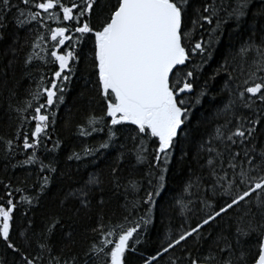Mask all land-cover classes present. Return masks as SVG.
<instances>
[{
	"label": "snow or ice",
	"instance_id": "1",
	"mask_svg": "<svg viewBox=\"0 0 264 264\" xmlns=\"http://www.w3.org/2000/svg\"><path fill=\"white\" fill-rule=\"evenodd\" d=\"M229 25L245 35L217 60ZM81 65L93 95L64 122L80 138L66 160L111 162L62 193L78 232L34 214L61 176L58 113ZM205 99L219 103L193 142ZM0 106L16 124L0 135V264H264V0H0ZM173 162L178 223L145 253Z\"/></svg>",
	"mask_w": 264,
	"mask_h": 264
},
{
	"label": "trees",
	"instance_id": "2",
	"mask_svg": "<svg viewBox=\"0 0 264 264\" xmlns=\"http://www.w3.org/2000/svg\"><path fill=\"white\" fill-rule=\"evenodd\" d=\"M247 28V25H245ZM23 38L24 33H20ZM245 35L244 30H241L237 34V30L231 25L227 26L226 34L222 39L221 45L218 49L216 59L219 60L220 57L225 53V51L230 50V45H234L238 42V39ZM90 47L86 45L85 48ZM31 51V49H29ZM39 52V50H37ZM43 55V53H40ZM41 63V62H38ZM214 66V65H213ZM88 77L83 74V65H81V72L77 73L73 77L72 83L69 86V91L65 98V104L60 107L58 116L60 118V123L57 125L59 129V136L61 137L64 144V152L60 154L59 167L62 169L61 176L57 180L56 184L52 186L49 192L44 196L39 206V210L34 214L37 221L39 222L45 214L60 213L64 216L66 228L75 227L78 232H83L88 221H76L69 220L68 213L59 208V202L62 199V193L67 191L70 186L76 184L77 181L86 178L89 173L95 172L99 174L103 171L107 174V165L111 162V156L101 157L99 160H94L90 164L81 165L79 171H77L76 164L73 161H67L65 153H70L71 150H78L80 145V138L74 135L75 127L68 129L64 126L66 120L71 119L74 126H78L77 122L83 119L84 113L87 109L91 107L89 103L92 92V85L88 83ZM27 84V82H25ZM219 101L209 102V99H205L203 104L197 107L193 111V116L191 120L192 129V141L201 135L202 129L199 124L201 121H210L212 118L213 108L215 104ZM16 124L14 121L9 120L4 115V107L0 106V135L10 136L15 132ZM175 159H179V153ZM66 174V175H65ZM27 173L23 170L17 169L15 176L16 180L13 182L19 184L24 180ZM3 178L2 166H0V179ZM185 174L180 170V167L173 162L170 166V171L167 175V185L166 191L162 194L163 199L160 200V207L154 210L153 223L149 226V232L147 237V243L143 245L145 253L151 252L156 247V242L164 235L167 226L169 224V217H173V223H178L176 219V212L174 208V198L178 197L181 191V187L184 184ZM27 187L31 188V180H29ZM27 194V193H25ZM19 199V197H17ZM167 210V211H165ZM24 223V217L17 214L16 227L18 229L22 228ZM60 233L58 232L57 235ZM130 264H139L138 256L133 255L130 257Z\"/></svg>",
	"mask_w": 264,
	"mask_h": 264
}]
</instances>
